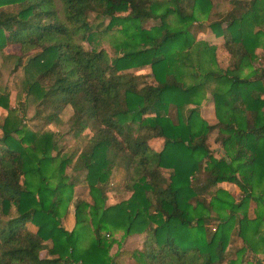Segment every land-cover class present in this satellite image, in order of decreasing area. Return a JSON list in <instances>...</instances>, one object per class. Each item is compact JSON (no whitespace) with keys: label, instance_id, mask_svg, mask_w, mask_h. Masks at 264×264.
Returning <instances> with one entry per match:
<instances>
[{"label":"trees","instance_id":"trees-1","mask_svg":"<svg viewBox=\"0 0 264 264\" xmlns=\"http://www.w3.org/2000/svg\"><path fill=\"white\" fill-rule=\"evenodd\" d=\"M228 4L212 15L210 0H0V56L23 93L10 107L0 86V264H117L118 230L145 234L140 264H242L226 257L234 236L264 252V0ZM201 28L221 38L226 68ZM206 92L212 125L197 115ZM114 167L130 193L107 205ZM80 172L90 200L74 198Z\"/></svg>","mask_w":264,"mask_h":264},{"label":"rangeland","instance_id":"rangeland-1","mask_svg":"<svg viewBox=\"0 0 264 264\" xmlns=\"http://www.w3.org/2000/svg\"><path fill=\"white\" fill-rule=\"evenodd\" d=\"M212 3V13L215 11H223L226 9H229V0H210ZM214 15V13L212 14ZM154 22L153 20L147 21V26L150 25V23ZM199 29V28H198ZM193 35L195 39H200L205 41L208 45L215 46V57L217 60V64L220 66V68H226L228 65V57L222 52L221 46H220V38L219 36H216L214 34H211L209 29L206 28L204 30H192ZM106 38L110 41V36L107 35ZM17 47L16 46H8L6 47L4 51L5 54H10V53H16ZM31 52V51H29ZM109 54V52H107ZM26 57H23L22 61L24 63ZM10 57H4L2 58L0 56V86L6 87V89L9 91V105L10 107H20V103L23 100V93L21 92L20 89V75H21V70L16 72V73H9L12 62H11ZM131 71H134L136 73H146L149 71V67L145 65L143 68H138V69H131ZM189 71V69H188ZM209 93V92H208ZM211 95L206 94V97L203 96V98L200 100L198 104V116L201 118H204L205 121L208 123L215 122V116L214 114V109H212V103H211ZM8 113V110L3 109L0 107V127L3 122V117L4 115ZM19 113V111H18ZM72 113V110L70 107L65 108L63 113H60V117L63 120H68L69 114ZM26 122H29L26 120ZM49 128L55 130V127L52 125L49 126H43L41 130ZM1 134V130H0ZM209 147L212 149L213 154L217 155L218 152L215 149V145L213 142V134L209 136ZM84 144V141H79L75 140L66 148L68 151L74 150L76 147H80ZM218 148V147H217ZM71 166L69 165L67 168V173L68 174H73L71 170ZM165 174V170L162 171ZM122 175H124V172L116 167H114L111 171V175L108 178V183L105 185L106 189V203L108 204H114L119 201H121L123 198H127L129 196L128 191H126V188L123 185L122 181ZM166 175V174H165ZM83 172L79 173V176L77 177V180L79 183L75 184L74 186V198H82L83 200H90V195L88 193V187L87 184L84 182L82 179ZM218 187L220 189H223L227 191L233 198L234 200L239 199V190L237 187L229 184V183H220L218 184ZM202 198V197H201ZM203 198L206 200L209 199L208 195H203ZM73 202L69 204L66 210V214L62 219V224L66 230L72 229L74 226V213H73ZM247 211V214L251 217L254 216V210H255V203L252 201H248V205L245 208ZM10 213L12 211L10 210ZM210 215H213L214 212L209 211ZM209 229L212 230L214 226V220L210 219L209 220ZM263 222H264V216H263ZM31 225V224H30ZM32 229H34L31 226ZM235 238L232 239L226 249V257L230 256L231 258H234L235 256H238L242 262V264H248L253 263L255 260L264 262V252L259 251L257 253H252L250 249L247 247L242 246L243 244L239 240L238 237L234 236ZM145 238L144 233H134L125 236L122 231L118 230L115 231L112 235L108 237V240H111V247L109 249V254L115 259L117 264H140L139 262L136 261V257L134 256L133 252L135 250L141 249L142 248V240ZM244 247L245 250L239 254V252H235L237 248ZM42 255L46 254L45 251L41 252Z\"/></svg>","mask_w":264,"mask_h":264},{"label":"crops","instance_id":"crops-1","mask_svg":"<svg viewBox=\"0 0 264 264\" xmlns=\"http://www.w3.org/2000/svg\"><path fill=\"white\" fill-rule=\"evenodd\" d=\"M219 38H220V37H219ZM220 40H221V38H220ZM220 43H221V41H220ZM206 94H209V93L206 92L205 95H204V97H206ZM209 95H210V94H209ZM210 97H211V96H210ZM202 98H203V97H202ZM211 103H212V109H214V108H213V102H212V99H211ZM202 120L205 121L204 118H202ZM214 121H215V122L217 121L216 117H215ZM205 122H206V124H208V125L215 124V122H212V123H208L207 121H205ZM222 183H224V182H222ZM218 184H220V183H218ZM218 184H217V185H218ZM68 230H70V229H68Z\"/></svg>","mask_w":264,"mask_h":264}]
</instances>
